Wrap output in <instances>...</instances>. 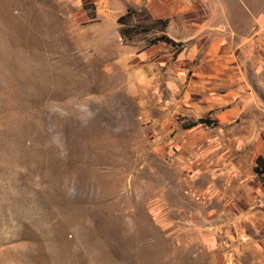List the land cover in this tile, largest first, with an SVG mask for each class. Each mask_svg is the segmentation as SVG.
I'll return each instance as SVG.
<instances>
[{"label": "rangeland", "instance_id": "374dc122", "mask_svg": "<svg viewBox=\"0 0 264 264\" xmlns=\"http://www.w3.org/2000/svg\"><path fill=\"white\" fill-rule=\"evenodd\" d=\"M148 1L0 0V264H264V0Z\"/></svg>", "mask_w": 264, "mask_h": 264}, {"label": "crops", "instance_id": "0c3cea01", "mask_svg": "<svg viewBox=\"0 0 264 264\" xmlns=\"http://www.w3.org/2000/svg\"><path fill=\"white\" fill-rule=\"evenodd\" d=\"M141 1L144 0H132V4L129 6H133V5L138 6L139 2ZM151 1H153L154 3L153 6ZM162 1L163 0L148 1L150 3L149 8L153 17L158 19H163L165 17V19L168 21V26H169L168 28L171 30H174L175 26H177L178 23L184 24L183 22H177V20L186 18V16L189 14L188 12H191V10H193L192 0H178L180 2L177 5L176 4L171 5L169 3L165 5L164 10L163 8L158 7V4H160V2ZM217 2L218 1L216 0H207V3H205V8L208 9V13L204 15V18L206 19L203 20V22H208L209 25L211 26L209 27L210 30H204V33L209 34L210 32L209 36L211 37L210 39H212L211 40L212 43L208 46L207 51H205L207 62L203 65H199L198 68H246L245 65L243 64V62H245L244 55H242V57L240 58L236 55V52L239 54V56H241V54L244 52L243 51L244 48L249 47L251 44L250 42L246 43L247 38L243 34H236V36L235 35L232 36L231 34L224 32L221 29L222 25L225 27L230 24H228L229 23L228 19H224L223 17H221L222 3L216 5ZM243 6L246 7V4H243ZM152 7H155V9H153ZM226 9L228 10L229 8L226 7L225 10ZM161 10L162 13L160 12ZM179 10H181V12H179ZM197 16H201L198 11H197ZM207 18H209L210 20H207ZM187 23L189 24L190 30L193 31V33L197 32L198 28L196 25H198L199 23L197 22L192 23L189 21ZM225 28L227 29V27ZM177 38L184 40V38L182 37H177ZM187 38L190 39V37ZM233 39L239 40L236 41V44L234 45L232 44L233 48L236 47L237 49L236 52H233L232 46L230 45V41ZM202 49L203 48H201V50ZM230 51L233 52L232 55ZM185 55L186 52L182 53L181 56H179V59L182 57L185 58L186 57ZM191 55L195 56L194 49L191 51ZM257 151L258 149L256 150V153H258ZM257 155L259 157L261 153H258Z\"/></svg>", "mask_w": 264, "mask_h": 264}, {"label": "trees", "instance_id": "16d2710c", "mask_svg": "<svg viewBox=\"0 0 264 264\" xmlns=\"http://www.w3.org/2000/svg\"><path fill=\"white\" fill-rule=\"evenodd\" d=\"M129 12H131V11H129ZM129 12H128V13H129ZM128 15H129V14H126V15L120 17L119 22L125 21V20L127 19ZM160 39L165 40V41H167V42H172V40H170V39L167 38V37H162V38H160Z\"/></svg>", "mask_w": 264, "mask_h": 264}, {"label": "clouds", "instance_id": "9594fccd", "mask_svg": "<svg viewBox=\"0 0 264 264\" xmlns=\"http://www.w3.org/2000/svg\"><path fill=\"white\" fill-rule=\"evenodd\" d=\"M64 113H61V115H63Z\"/></svg>", "mask_w": 264, "mask_h": 264}]
</instances>
